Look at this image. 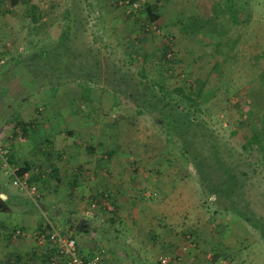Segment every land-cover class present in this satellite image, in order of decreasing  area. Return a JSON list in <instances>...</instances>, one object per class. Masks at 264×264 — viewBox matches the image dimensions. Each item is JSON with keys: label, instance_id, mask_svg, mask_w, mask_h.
Returning a JSON list of instances; mask_svg holds the SVG:
<instances>
[{"label": "rangeland", "instance_id": "rangeland-1", "mask_svg": "<svg viewBox=\"0 0 264 264\" xmlns=\"http://www.w3.org/2000/svg\"><path fill=\"white\" fill-rule=\"evenodd\" d=\"M136 1L135 11L120 0H0V179L11 178L7 165H24L29 148L35 149L30 175L37 167L49 173L44 155L54 163L53 150L64 149L54 158L63 165L52 177L58 185L50 204L35 184L27 192L15 180L21 208L32 204L33 213L26 228L0 223V264H22L18 246L30 239L37 250L30 264H51L56 246L41 233L53 225L71 234L60 221L77 202L89 203V217L99 215L92 201L64 197L66 181L78 177L86 181L78 191H89L94 177L110 173L137 177L147 197L139 205L163 211L166 232L180 243L173 257L164 254L166 264H264V226L256 230L240 212L264 225V167L231 135L235 129L258 134L264 143V0ZM148 6L159 15L155 22ZM161 85L183 87L195 99L194 122L163 96ZM8 149L18 153L13 164ZM78 152L92 159L82 165ZM201 172L211 178L205 190ZM229 175L238 187L228 197L212 183ZM126 184L133 195L136 188ZM123 223L109 222L106 234ZM15 229L23 233L13 237ZM99 253L90 258L102 264ZM106 256L113 258V247Z\"/></svg>", "mask_w": 264, "mask_h": 264}, {"label": "crops", "instance_id": "crops-1", "mask_svg": "<svg viewBox=\"0 0 264 264\" xmlns=\"http://www.w3.org/2000/svg\"><path fill=\"white\" fill-rule=\"evenodd\" d=\"M50 146V150L54 149L52 144H50ZM53 151L55 154L53 153V155H51L53 157L52 160L54 163L47 159L50 153L48 155H44L45 160H47L45 165L51 164L48 166L49 175L46 178V181H42L41 179L37 180V174L31 175L34 178L32 184H35L37 188L40 189L39 193L42 192L43 196L45 197L44 199L46 200V204L48 203L47 199H53L57 196L56 189L58 181L53 183L52 177H59V174H61L62 171L60 166L63 165L55 159H60L62 157V154H64V149H54ZM28 152V157L25 156L23 159L21 156L24 164H31L33 159L32 155L34 154L35 149L29 148ZM109 153L112 154L113 151H110ZM17 154L18 153L15 155ZM76 156L80 157L79 161L82 162V165H84L88 160L92 159H87L88 157L83 158L85 154L79 155V152ZM77 157H75L74 160H77ZM105 166L107 167V170H113V161H109V163H107ZM10 177L11 178H8L9 180L0 179V199L5 201L4 207H0V223L6 225L13 222L26 228V216L33 213V206L32 204L30 205L31 209L21 208L22 206L20 199L18 200L17 198L19 197L16 196L17 194H22L23 192H20L16 188L14 184V182H16L15 178L12 176ZM139 178L141 179V177ZM128 180L131 184H133V188H136V190L133 191V195L131 196L129 192L125 191L127 189L126 183ZM145 180L149 181V178L146 179L145 177ZM138 181L139 179L137 177H132V179H129V177H126L120 173H118L115 179H113V174L111 173L110 176L97 175L92 181L95 182L93 183L95 185L94 188L89 191L84 189L81 191L83 193L78 191L77 186L79 187L81 185L80 183L85 184L86 181L84 182V180H79L78 177H73L69 181H66L68 182L67 186H70L68 191V194L70 195L67 194L64 197H67V199H74V197H77L85 203L86 201H92V205L95 207L94 215L99 212V215L97 214L93 217H89V214L86 211V207L89 203L87 205H80V202H77V207L69 210L72 211V214H67L68 218L71 216V219L67 218L60 221L68 231L71 230V235L72 233L76 235L75 237L77 239L79 251L84 256L94 257V255H97L99 252L103 253L104 258L102 264H136V262H140L141 264H163L161 259L164 257L165 253L172 254V257L175 255L173 253L176 251V249L178 250L180 243L177 241V238L173 233L166 232L168 227L162 221L164 219L162 215L163 211L158 209L159 207L157 205H153L151 203H148L147 205V202L145 205H139L142 203V201L139 200H146L147 197L144 195L145 192L141 191V185L136 184ZM43 182L48 183L46 185H42ZM72 183L76 185L74 188H72ZM127 186L129 187L130 185ZM139 193L140 197L138 196ZM136 197H139V199ZM13 198H15V200H13ZM50 203L51 202L49 201L48 204ZM105 203L108 207H106ZM71 204L75 205V202H72ZM12 206L20 207V210H18V212L13 216H11V214L8 212ZM82 206L83 209H81ZM113 207V211H109L107 209L109 208L112 210ZM74 211L78 212V217L75 216ZM55 212L59 213V210ZM113 214H117V217L113 216ZM101 215L104 216L101 217ZM113 220H116L118 223L121 220L124 223L121 225L122 228L119 229V232H116L113 229L112 236L111 234H106V232H109L112 229L110 228V225L107 226L106 224H109V222ZM108 237H113V245L106 243V241H109ZM20 242L21 245L18 246V251L21 252V256L17 255V259L21 258L23 264L24 262L30 264L29 259H34V256L37 255V250L34 247V241L30 239V241H28L30 243H26V240H22ZM112 247L113 258L111 256H106L107 249H112ZM115 251L116 253H114ZM45 252L47 254L46 258L49 257L50 251Z\"/></svg>", "mask_w": 264, "mask_h": 264}, {"label": "trees", "instance_id": "trees-1", "mask_svg": "<svg viewBox=\"0 0 264 264\" xmlns=\"http://www.w3.org/2000/svg\"><path fill=\"white\" fill-rule=\"evenodd\" d=\"M131 2H135L136 0H130ZM234 1V0H233ZM233 1L231 2L233 4ZM20 2V0H11V4H18ZM212 5V4H211ZM234 5H230V8H233ZM151 8L148 6V9ZM212 9V8H211ZM149 13H150V18L151 21L155 22L157 19H159V15L153 13L152 9H149ZM207 11V9L205 10ZM206 15H209L208 12L206 13ZM167 54L164 55V59H166ZM262 80H263V84H264V72L262 75ZM160 90L163 93V96L165 98H169L171 102H173L177 108V111L183 113L185 116L189 117L195 115V113H193V111H195V109L192 110V108H194L193 106H196L198 103L195 101V99L191 98L190 96L185 95L184 92V88L183 87H176L174 89H172L171 91L166 90L164 86H160ZM190 93L193 92V89L190 87L189 88ZM197 96H200V93L197 94ZM190 101H194L193 104H190ZM168 104L170 105L171 103L168 102ZM185 104V105H184ZM197 110V109H196ZM141 112V111H139ZM163 112V110H162ZM192 112V113H191ZM196 117V115H195ZM197 118V117H196ZM192 119V120H191ZM190 119V121L194 122V117L192 116ZM24 133L28 132L27 128L24 127L23 128ZM206 136H208L207 134H205ZM231 135L233 136L234 140L236 141L237 144H239L240 148L242 149L243 154L251 159L254 158L255 162H259L258 164H261L264 167V143L262 140V137L258 134H253L250 137L245 136L244 134L240 133L239 130L235 129L232 130ZM208 142H212V140L210 138L207 139ZM218 141H220V139H218ZM183 150L185 151H189L187 145L185 144ZM7 160L10 164H13L15 161V152L12 150L8 149L7 152ZM198 168L200 167L199 165L197 166ZM30 169H32V167L30 168L29 164H24L22 165L15 174H11L12 177H16V178H21L24 177V175L26 173H29ZM36 169H40V171H43L41 168L37 167ZM35 169V170H36ZM44 172V171H43ZM32 174H37V180L42 179L46 181V178L48 177L49 173H43L44 175L34 172ZM31 174V175H32ZM201 178H200V182L202 183V186L205 188L208 187L209 181L211 178H205V173L201 172ZM30 175L28 182L31 184L34 180V178ZM32 178V180H31ZM73 184V183H72ZM213 187L216 188V191L219 190H226V192L228 193V197L231 196V194L233 193V187H238V185L236 184V179L235 176L233 175H229L226 179L222 180V182L220 184H216L212 183ZM76 185L73 184L72 188H74ZM210 186V185H209ZM212 186L210 188H213ZM71 188V189H72ZM236 196L233 198L234 203H236ZM5 205V201H3L2 199H0V207H4ZM235 210V209H234ZM238 212V211H237ZM241 216H243L247 221L252 222L253 223V227L256 230H260L261 227H263V224H258L259 221L258 220H253L252 218H250L251 216L248 215V212L246 211H240ZM240 214V213H239ZM1 226L5 229L6 226L2 225ZM261 232V231H260ZM262 237L264 239V233L261 232ZM57 249H55L56 251ZM21 259V258H20ZM18 259L19 262H22V259L20 260ZM47 259V258H46ZM49 259V258H48ZM43 263L45 264L44 260ZM23 264V263H22ZM24 264H28L27 262H24Z\"/></svg>", "mask_w": 264, "mask_h": 264}, {"label": "built area", "instance_id": "built-area-1", "mask_svg": "<svg viewBox=\"0 0 264 264\" xmlns=\"http://www.w3.org/2000/svg\"><path fill=\"white\" fill-rule=\"evenodd\" d=\"M120 3L124 4L125 6L131 7L135 11L139 7L137 1L131 2L130 0H120ZM171 56V53L167 54V58H170ZM7 168L11 174H15L19 169H12L8 165ZM36 172L44 175V172L40 171V169H36ZM29 177L30 173H26L24 177L21 178L15 177L17 183H20V185L23 186L22 188L27 192L30 189V185L28 182ZM89 212L90 211H88V213ZM2 231L3 229L0 227V232ZM12 233L13 237H17L20 236L23 232L20 229H15ZM41 236L44 238H48V240H50L56 246L57 250L55 255L51 257V264H58L60 262H62L63 264H97V258L86 257L79 251L77 240L71 234L64 235L59 231V228L51 225V227H49V229L45 233H41ZM161 262L163 264H166L167 260L161 259Z\"/></svg>", "mask_w": 264, "mask_h": 264}]
</instances>
